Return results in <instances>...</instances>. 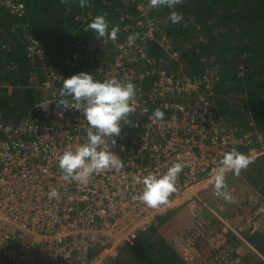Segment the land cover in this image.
Returning a JSON list of instances; mask_svg holds the SVG:
<instances>
[{
  "label": "built area",
  "instance_id": "obj_1",
  "mask_svg": "<svg viewBox=\"0 0 264 264\" xmlns=\"http://www.w3.org/2000/svg\"><path fill=\"white\" fill-rule=\"evenodd\" d=\"M123 1L130 12L106 18L110 28L118 26L121 35L115 41L103 43L92 30L85 31L95 16L107 17V12L83 7L84 13L75 15L91 41L75 39L76 49L62 60L66 73L43 67V46L28 23H11V29H19L16 36L26 58L45 78L38 85L39 100L24 116L14 121L0 112V264H104L178 208L186 209L190 220L172 245L186 264H242L233 240L264 263V255L241 236L246 231L264 238V197L255 190L238 192L229 182L231 172L226 176L230 202L202 196L213 186L209 173L223 153L249 145L251 136L230 126L227 115L217 113L209 98L220 70L210 68L200 76L186 73L179 65V41L148 17V6ZM0 6L12 9V15L24 13L19 0H0ZM130 34H136L131 45ZM175 67L179 70L172 72ZM78 72L97 80L131 81L136 92L134 111L122 119L111 148L124 162L122 168L98 172L86 184L63 180L57 163L60 153L86 139L82 113L56 104L61 79ZM4 87L12 94L10 86ZM156 108L165 113L162 121L148 119ZM255 154L248 150L250 158ZM174 161L182 162L183 169L168 204L151 208L133 199L142 187L137 175L164 172ZM53 187L58 198L47 195ZM230 207L242 219L237 227L231 223ZM202 242L208 254L204 259Z\"/></svg>",
  "mask_w": 264,
  "mask_h": 264
},
{
  "label": "trees",
  "instance_id": "obj_2",
  "mask_svg": "<svg viewBox=\"0 0 264 264\" xmlns=\"http://www.w3.org/2000/svg\"><path fill=\"white\" fill-rule=\"evenodd\" d=\"M139 1L148 6V17L164 33L179 40V65L186 73L200 76L210 68L220 70V79L209 98L219 109L230 111L228 123L238 133H251L249 145L240 146L239 151L248 156V150L254 149L259 154L250 158L249 165L242 170L246 172V183L264 197V0H178L174 10L182 14V19L177 23L168 20L167 6L153 8L149 7V0ZM108 2L87 0L84 8L107 12L106 18L112 19L127 12L126 1L119 0L114 5ZM19 3L24 8L22 15L13 16L0 6V112L14 121L39 100L38 85L45 75L26 58L16 36L19 29H11L10 24L21 27L28 23L29 31L43 46L46 60L43 67L58 72H67L62 60L76 49L75 39L88 38L81 31L82 22L74 18L77 12L84 13L79 0H19ZM176 70L179 69L175 67L172 72ZM35 71L37 74L29 75ZM4 85L12 88V94H7ZM233 105L238 108H232ZM167 219V216L160 219L156 226L140 233L133 245L124 247L115 260L104 264H186L167 248L168 232L161 230ZM255 243L254 248L264 255V238L258 236ZM242 264L264 263L254 257Z\"/></svg>",
  "mask_w": 264,
  "mask_h": 264
},
{
  "label": "clouds",
  "instance_id": "obj_3",
  "mask_svg": "<svg viewBox=\"0 0 264 264\" xmlns=\"http://www.w3.org/2000/svg\"><path fill=\"white\" fill-rule=\"evenodd\" d=\"M177 2L178 0H149V7L167 6L170 9L168 20L177 23L182 19V14L174 10ZM79 5L85 7L87 0H79ZM88 30H92L96 38L103 43L105 40L115 41L119 31L117 26L110 28L106 14L95 16L87 24L85 31ZM135 39L136 34H130L127 43L131 45ZM61 80L57 106L78 110L82 113L86 125L85 141L67 148L58 156L57 163L62 170V179L86 184L89 178L98 172L108 169L120 170L124 162L111 148L116 144L115 137L121 132L122 119L134 111L135 85L131 81H121L115 77L97 80L93 74L87 72H78ZM144 111L148 110L145 108ZM164 116L165 113L156 108L148 119L162 121ZM249 163L250 157L236 148L225 151L209 173L214 195L230 202L232 196L227 190L226 176L229 172L239 175ZM182 169L183 163L174 161L164 172L137 175L135 181L142 187L133 199L151 208L168 204L170 195L176 192V181ZM47 195L49 198L59 197L55 187L51 188Z\"/></svg>",
  "mask_w": 264,
  "mask_h": 264
},
{
  "label": "crops",
  "instance_id": "obj_4",
  "mask_svg": "<svg viewBox=\"0 0 264 264\" xmlns=\"http://www.w3.org/2000/svg\"><path fill=\"white\" fill-rule=\"evenodd\" d=\"M10 26H11V24H10ZM83 34H85V32H83ZM87 41L90 42L91 41V38L88 37L87 38ZM29 75H32V73L30 72ZM2 84H4V83H2ZM4 86H6V85H4ZM239 107H240L239 110H241L242 113H243V116H245V113L242 110V106H239ZM232 108H238V106L237 105H233ZM258 154L259 153H257V151H256V154H255L254 157H256ZM245 176H246V172L244 170H241L240 173H239V175H234L233 178H229V182L234 183L237 186V191L238 192H245V191H249V190H254L252 186H250V185H248L246 183ZM203 195H205V194H203ZM212 197H216V196H212ZM228 213L231 215L232 221L234 223H239V222L242 221V219L240 217H238L236 215H233L234 211H233V208L232 207L228 208ZM166 216L168 217V219L165 222V224H163V226L161 227V230H162L163 233L165 231L169 230L170 233L167 231L168 232V236H166V238L168 237L167 238V243H168L167 248L169 250H171L172 252L178 254L177 250L172 245V239L188 223V221L190 220V215H189V213H188V211L186 209H184V208H178V209H175V210L170 211L169 213H167L166 215H164L163 217H161V219L162 218H165ZM159 223H160V221H159ZM202 244L205 247V243L202 242ZM233 244L236 246L238 252H240V254L242 255L243 260L245 262L248 259H250V258H253V259H254V257L256 258V256L253 255V253L250 250H248L244 245H242L241 243H239V241L233 240ZM202 249H203L202 258L204 259V258L207 257L208 254H207L206 247L205 248L202 247ZM178 256H179V254H178ZM190 264H202V263L199 262V261H195V262L190 263Z\"/></svg>",
  "mask_w": 264,
  "mask_h": 264
},
{
  "label": "rangeland",
  "instance_id": "obj_5",
  "mask_svg": "<svg viewBox=\"0 0 264 264\" xmlns=\"http://www.w3.org/2000/svg\"><path fill=\"white\" fill-rule=\"evenodd\" d=\"M110 2H111V4L112 5H114V4H117L118 2H119V0H110ZM3 8V10H7L6 8H4V7H2ZM10 11L12 10V9H9ZM127 12L129 13L130 11L129 10H127ZM80 13H82V10L81 11H79V12H77V14H80ZM114 23H115V25H118V23H117V21H114ZM118 27V26H117ZM121 34L119 33V31H118V35H117V37H119ZM201 39H202V37H201ZM216 108H217V113L218 112H223V113H225L226 115L230 112L229 110H227V108H224L223 107V109H219L217 106H216ZM244 117V116H243ZM203 196V198L204 199H209V198H211L212 196H215L214 195V186H212L211 187V189L210 190H208L206 193H205V195H202ZM213 198V197H212ZM231 223L235 226V227H237V226H239V225H241V223L239 222V223H234L232 220H231ZM168 232H169V230H167ZM170 233V232H169ZM241 236L244 238V239H246L247 241H249L253 246H255L254 244H256L255 243V241H256V239L258 238V236H249V234L246 232V231H243L242 233H241ZM156 237V236H155ZM175 237V236H174ZM173 237V238H174ZM254 243V244H253Z\"/></svg>",
  "mask_w": 264,
  "mask_h": 264
}]
</instances>
